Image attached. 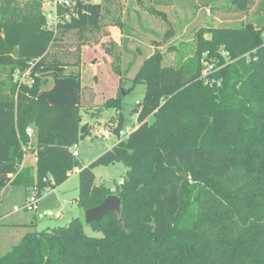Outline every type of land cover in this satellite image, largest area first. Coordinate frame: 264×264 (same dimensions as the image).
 Returning <instances> with one entry per match:
<instances>
[{
    "label": "trees",
    "instance_id": "16d2710c",
    "mask_svg": "<svg viewBox=\"0 0 264 264\" xmlns=\"http://www.w3.org/2000/svg\"><path fill=\"white\" fill-rule=\"evenodd\" d=\"M42 1L0 0V67L11 68L6 93L0 71V176L11 174L8 185L27 192L36 187L40 199L78 169V209L115 195L120 216L34 229L0 255V264H264V19L201 28L189 57L177 65L164 66L159 53L147 58L133 79L144 86L136 126L82 166L71 152L91 129L82 121L81 100L50 105L38 98L46 79L37 73L79 67L77 47L97 29L103 6L71 0L75 17L70 13L69 21L48 29ZM258 12L264 14V2ZM70 35L78 41L73 54L63 41ZM205 63L214 67L202 77ZM15 74L22 79L13 82ZM110 103L104 107L120 109ZM110 122L117 134L121 115ZM31 146L34 167L21 168ZM115 163L126 171L111 192L95 183L93 168Z\"/></svg>",
    "mask_w": 264,
    "mask_h": 264
},
{
    "label": "rangeland",
    "instance_id": "374dc122",
    "mask_svg": "<svg viewBox=\"0 0 264 264\" xmlns=\"http://www.w3.org/2000/svg\"><path fill=\"white\" fill-rule=\"evenodd\" d=\"M262 2L264 0H247L245 6L238 7L237 2L231 5L229 0H101L103 11L99 25L86 32L84 44L77 47L76 35L63 40L69 54H73V47L80 49L79 67L40 69L37 74L45 78L46 83L37 97L50 105H78L81 100L82 121L91 129L90 134L76 144L77 160L82 166L88 165L111 149L119 138L116 133L106 139L97 137L94 135L97 129L109 125L110 121L116 124L120 115L122 132L126 129L131 132L136 126L138 109L135 103L141 102L144 86L134 84L133 79L147 58L159 53L164 57V66L177 65L189 57L194 36L201 28L207 25L239 27L263 22L264 14L258 12ZM45 26L48 28L50 24L45 22ZM9 69L8 66L0 67L4 93L10 82L6 78ZM70 71H78V75ZM18 79L22 77L15 74L13 82ZM106 101H111L112 105L119 103L120 109L104 107ZM32 141L34 145L35 137ZM125 171L122 163L96 166L93 168L95 183L113 189ZM48 191L38 200L37 211L29 213L13 211L14 206L21 207L25 203L23 187L8 185L0 189V255L18 245L33 230L31 223L39 216L37 232L66 226L70 216L83 221V211L75 202L78 178L73 171L61 187ZM56 213L59 217H54ZM84 231L99 237L87 227Z\"/></svg>",
    "mask_w": 264,
    "mask_h": 264
},
{
    "label": "built area",
    "instance_id": "2783aa9c",
    "mask_svg": "<svg viewBox=\"0 0 264 264\" xmlns=\"http://www.w3.org/2000/svg\"><path fill=\"white\" fill-rule=\"evenodd\" d=\"M90 3L97 4L98 2L97 0H90ZM75 4L76 3L71 0H43L41 4V10L44 15L45 21L50 24L48 29L55 28L57 24H63L65 21H69L70 13L75 17V11H74ZM60 10H65L66 12L63 15H59ZM262 38L264 39V31L262 33ZM204 65L205 67L201 72L202 77H205L207 73H211L214 67L213 64L208 65L207 63H205ZM205 84H207V80L205 81ZM135 105H139V102H136ZM137 114L138 113H135V118H137ZM113 127H115V125H107V126H104V128H99L94 132V135L97 137L106 139L112 133H114ZM128 130L129 129H126L125 132H122L120 130L116 135H118L119 138H126L127 134L130 132V130L129 131ZM28 134H29V130H28ZM71 152L74 157H77L76 145H74L71 148ZM70 173H68V176ZM121 184H122V181H120L118 185H121ZM47 191L48 189H45L44 192H47ZM37 192L38 191L36 187L30 188L25 197V203L21 207L14 206L13 211L24 210L29 213L36 212L38 209L37 203L39 200L37 196ZM54 217H58V214L54 215Z\"/></svg>",
    "mask_w": 264,
    "mask_h": 264
},
{
    "label": "water",
    "instance_id": "95a60500",
    "mask_svg": "<svg viewBox=\"0 0 264 264\" xmlns=\"http://www.w3.org/2000/svg\"><path fill=\"white\" fill-rule=\"evenodd\" d=\"M120 203V198L115 195H109L105 197L98 206L83 211L84 224L89 226L91 224L97 223L108 214H114L115 217H119ZM118 223L119 226H121L120 220Z\"/></svg>",
    "mask_w": 264,
    "mask_h": 264
},
{
    "label": "crops",
    "instance_id": "0c3cea01",
    "mask_svg": "<svg viewBox=\"0 0 264 264\" xmlns=\"http://www.w3.org/2000/svg\"><path fill=\"white\" fill-rule=\"evenodd\" d=\"M31 128V127H30ZM29 136H30V141H31V144L30 145H32L33 146V141H32V138H34L35 137V140H36V130H35V128H32V131L31 130H29ZM35 144V143H34ZM33 149H34V147H30L26 152H25V154H24V156H23V160H22V164H21V168H28V167H34V164H35V158H34V153L32 152L33 151ZM31 156V159H29V157ZM73 172H74V174H76V176H77V172H78V169H74L73 170ZM12 175L11 174H3V175H1L0 176V181H2V182H4L5 183V186L4 187H6V186H8V182H9V179H11L12 177H11ZM3 187V188H4ZM59 187H61V185L59 186ZM59 187H57V188H55V189H52V190H50V191H56ZM47 192H49V191H47ZM25 193H26V195H27V191L25 190ZM26 197V196H25ZM57 214V213H56ZM55 214V215H56ZM43 215V214H42ZM44 215H50V213H45ZM43 215V216H44ZM58 217H59V215H58ZM71 218L69 219V220H71V219H73V218H76V217H73V216H70ZM1 218V217H0ZM40 218H41V216H39V218H37L36 220H35V222H33V223H31V226L33 227V230L35 229V230H37V226L38 225H40V223L38 222V220H40ZM68 220V221H69ZM68 223V222H67ZM58 227V226H57Z\"/></svg>",
    "mask_w": 264,
    "mask_h": 264
}]
</instances>
